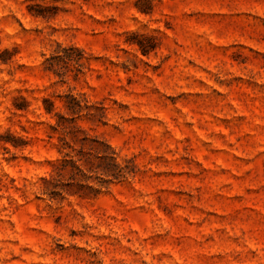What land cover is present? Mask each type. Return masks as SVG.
Listing matches in <instances>:
<instances>
[{
	"label": "rangeland",
	"instance_id": "rangeland-1",
	"mask_svg": "<svg viewBox=\"0 0 264 264\" xmlns=\"http://www.w3.org/2000/svg\"><path fill=\"white\" fill-rule=\"evenodd\" d=\"M67 94L127 165L96 197L45 194ZM0 264H264V0H0Z\"/></svg>",
	"mask_w": 264,
	"mask_h": 264
},
{
	"label": "trees",
	"instance_id": "trees-1",
	"mask_svg": "<svg viewBox=\"0 0 264 264\" xmlns=\"http://www.w3.org/2000/svg\"><path fill=\"white\" fill-rule=\"evenodd\" d=\"M85 51L75 46L64 47L58 45V50L47 58L46 70L53 72L62 78L67 77L71 72L74 77L78 74L72 68L78 66L77 71L85 66L83 62ZM49 106L46 110L49 114L54 111V102L49 100ZM66 114H59L60 120L57 127L54 129L62 131L63 136L60 141L69 149L63 156V160L54 164L53 172L43 178L45 185V194L51 198L58 196L63 197L64 194L78 197H96L104 188H107V177L124 176L126 171L125 166L111 164L114 160V153H108L107 141L98 136L90 135L84 128L76 124V118L85 113L87 118L93 123H104L106 109L98 107L96 104L87 102L86 99L77 97L74 94H67L64 105ZM68 115V116H66ZM78 131L84 134L82 139H79ZM78 146H73L70 141ZM80 142V143H79ZM110 162V163H109ZM115 168L117 173H112ZM66 175L69 176L68 181L64 182Z\"/></svg>",
	"mask_w": 264,
	"mask_h": 264
}]
</instances>
